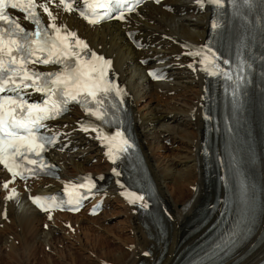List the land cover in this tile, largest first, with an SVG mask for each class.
Wrapping results in <instances>:
<instances>
[{"label": "bare ground", "instance_id": "1", "mask_svg": "<svg viewBox=\"0 0 264 264\" xmlns=\"http://www.w3.org/2000/svg\"><path fill=\"white\" fill-rule=\"evenodd\" d=\"M57 4L53 0L49 5L57 17L56 24L66 25L86 41L90 50L112 62L110 71L123 89L135 134L162 203L166 234L162 238L152 227L143 208L124 201L101 141L95 133L81 130L86 117L74 110L55 126L56 131L66 134L70 143L65 151L51 154L61 167L60 180L33 179L20 183L0 166V264H176L178 253L196 238L178 247L182 230L210 192L205 191L201 155V113L208 74L202 70L200 56L188 54L201 51L208 33L209 9L206 3L202 8L196 0H169L166 8L143 6L128 16L125 25L90 26L75 11H62V6ZM43 17L48 22V16ZM132 31L142 40L141 50L134 49L126 39ZM142 59L148 60L146 66L140 64ZM160 60H164L160 65L169 66L171 81H147L146 70ZM149 126L154 135L146 130ZM167 141L170 147L165 146ZM92 160L96 161L93 170L87 167ZM83 175L107 183L108 188L99 197L105 196V209L117 207L116 215L123 217L122 230L113 233L99 221L104 211L89 218L84 213L40 214L30 206L32 196L60 189ZM9 180L12 182L4 188L3 184ZM13 189L14 198L6 200ZM102 232L111 236V240L101 235ZM50 236L49 253L43 254L48 261L36 260L42 248L38 249V242L42 245ZM14 240H18V245ZM69 241L72 243L67 245ZM60 244L66 253L57 249ZM55 254L60 257V263L52 260L51 255ZM263 258L264 242L239 264H256Z\"/></svg>", "mask_w": 264, "mask_h": 264}, {"label": "snow or ice", "instance_id": "2", "mask_svg": "<svg viewBox=\"0 0 264 264\" xmlns=\"http://www.w3.org/2000/svg\"><path fill=\"white\" fill-rule=\"evenodd\" d=\"M52 2L53 0H0V164L11 174L12 180L17 176L23 179L24 172L34 175L37 168L43 171L46 167L42 160L31 158L40 157L46 145L54 143L52 138L39 135L38 130L47 127L44 121L62 115L68 104L73 102L79 104L86 114L104 120L107 117L105 101L110 94L115 93L117 97L123 94L115 82L108 78V69L112 62L91 51L87 43L68 30L66 25H57V17L49 8ZM82 2L87 6V10L74 7L77 0H58L56 6H62V11L69 13L77 11L90 24H97L108 18L123 20L125 12L135 11L131 0H104L98 5L105 10L103 15L96 12V6L89 0ZM155 2L160 3V0ZM136 3H139V0H136ZM196 3L202 8L205 3L222 8L224 0H196ZM244 3H248V0H244ZM9 8L24 12V19L30 22L33 28H24L17 18L6 11ZM37 9H41L48 16L46 26ZM113 12H119V15H112ZM212 28L218 29L219 25L213 22ZM207 51L211 53L210 56L203 51L188 54L202 57L200 63L205 65L202 70L209 75H220L221 70L214 62L216 54L211 48ZM37 64H53L59 68L57 71L42 73L30 67ZM210 67L212 71H209ZM149 75L159 78L152 72H149ZM223 75L228 80L232 79L228 72ZM29 89L44 94L46 99L42 104L29 103L24 98ZM81 130L88 132L89 127L82 124ZM91 131L97 132L96 138L109 145L106 155L113 162L115 159L111 145L117 138L121 145L120 152H126L133 147L119 131L114 136L103 135L96 127H92ZM24 161L35 167H26ZM113 171L116 172L115 169ZM116 175L119 173L116 172ZM82 179L87 183L80 184L79 188L88 187L90 191L96 187L91 178ZM11 182H5L3 187L8 188ZM131 195L134 199L129 200L130 203L144 200L143 196H136L134 193ZM14 196L13 189L12 194L5 199H12ZM83 198L85 197L79 192H75L67 203L78 205ZM31 199L42 210L60 206L56 197L37 196ZM41 201H51V204L46 207ZM141 206L146 208L147 204L141 203ZM68 210L78 211L79 208L72 207Z\"/></svg>", "mask_w": 264, "mask_h": 264}, {"label": "rangeland", "instance_id": "3", "mask_svg": "<svg viewBox=\"0 0 264 264\" xmlns=\"http://www.w3.org/2000/svg\"><path fill=\"white\" fill-rule=\"evenodd\" d=\"M170 94V93H169ZM169 97H171L172 95L170 94V95H168ZM202 110H203V108H202ZM201 115H202V113H201ZM186 118H184V120H185ZM203 119V118H202ZM187 120V119H186ZM150 127V126H149ZM146 130H148L149 132L150 131H152L150 134H152V135H154V130H152L151 129V127L150 128H146ZM199 140V139H198ZM165 146L166 147H170L171 145L169 144V141H167V142H165ZM173 149H176V146H173L172 147ZM162 154H165V151H163V152H161ZM199 153H200V149H199ZM95 165H96V161L95 160H92L91 162H89V163H87V167H89V168H92V170L93 169H95V168H93V167H95ZM117 207H112V208H107L108 209V211H104V214H101L100 216H101V219L99 220V221H101V222H103L102 224L104 225V226H107V227H109L110 228V231L111 232H113V233H117V231L118 230H122L123 228H122V224H121V221L123 220V217L122 216H117L116 215V212L118 211V209H116ZM110 209V210H109ZM112 209V210H111ZM117 210V211H116ZM111 211H112V213H111ZM116 211V212H115ZM106 212V213H105ZM109 213V214H108ZM105 214H107V215H105ZM104 216V217H103ZM107 216V220H104V218ZM103 217V218H102ZM120 226H121V228H120ZM2 226H0V228H1ZM94 227V226H93ZM116 231V232H115ZM77 234H79V232L77 233ZM101 235H104V236H106L109 240H111L110 238H111V236H108V235H106V233L105 232H102V233H100ZM56 235L58 236L59 234L58 233H56ZM52 236H50V237H46L45 239H46V241L45 242H43L42 243V245H41V242H38V249L39 248H41L40 250H38V255L36 256L37 258H36V260H45V261H48V259L46 258V256L45 255H43V254H45L46 253V255H47V253H49V247H48V244L50 243V241L52 240V238H51ZM11 238H13L12 236H11ZM51 239V240H50ZM42 240H44V239H42ZM14 241H16V240H14ZM40 241H41V238H40ZM113 241V240H112ZM45 243V244H44ZM55 243H58V242H55ZM72 243V241H69L68 243H67V245H70ZM15 245H18V240L15 242ZM45 245V246H44ZM44 247H45V250H44ZM58 248V250H62V251H64L65 253H66V250H64V246L62 245V244H60V245H58L57 246ZM42 249L44 250V251H42ZM41 253V254H40ZM58 256H60L61 255V253H58L57 254ZM56 254L55 255H51L52 257V260L54 259V262H56V263H60L61 262V260L59 259L60 257H58ZM45 256V257H44ZM44 257V258H43Z\"/></svg>", "mask_w": 264, "mask_h": 264}]
</instances>
